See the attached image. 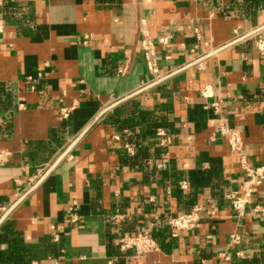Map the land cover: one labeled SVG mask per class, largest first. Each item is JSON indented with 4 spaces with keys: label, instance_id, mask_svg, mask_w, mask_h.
<instances>
[{
    "label": "crops",
    "instance_id": "obj_1",
    "mask_svg": "<svg viewBox=\"0 0 264 264\" xmlns=\"http://www.w3.org/2000/svg\"><path fill=\"white\" fill-rule=\"evenodd\" d=\"M0 20V150L11 153L0 228L20 235L30 264H225L220 254L238 251L245 259L227 264H264V222L252 212L264 188L241 222L227 199L242 194L241 160L264 168V0H2ZM221 122L240 134V154ZM158 129L173 140L169 157ZM197 172L209 182L191 183ZM196 206L211 218L174 236L166 220ZM142 232L160 251H120ZM233 233L241 244L230 245Z\"/></svg>",
    "mask_w": 264,
    "mask_h": 264
},
{
    "label": "built area",
    "instance_id": "obj_2",
    "mask_svg": "<svg viewBox=\"0 0 264 264\" xmlns=\"http://www.w3.org/2000/svg\"><path fill=\"white\" fill-rule=\"evenodd\" d=\"M0 6H2V0H0ZM5 30V23L3 20H0V33H3ZM161 43L165 44L166 39H161ZM256 47L261 54H264V36L260 35L256 40ZM141 50L144 54L148 72L153 76H159L160 70L157 61L156 47L154 42L148 38L147 35L144 36L141 42ZM20 108L23 107V103H20ZM76 107L73 106L71 109H62L60 120L62 122L68 121L71 117L72 110ZM214 109L219 111L220 104H214ZM220 133L226 137L229 141L231 151L235 154H240L243 150L242 139L240 134L234 129L226 127L223 122L219 124ZM156 136L159 140V146L166 151L165 156L169 157L168 150L173 144L172 138L163 130L158 129ZM126 149L129 155H134V149L130 145H126ZM11 153L0 150V167H4L10 161ZM166 164L168 160L165 161ZM243 168V176L241 182L242 194L237 191H232L227 195V199L230 203L231 211L234 218L241 222L248 213L249 205L253 196L256 194L257 190L261 187L264 188V168H253L249 166L244 160L240 161ZM164 165L160 166L163 167ZM43 168L40 167L37 169L36 175L30 179V185L34 184L36 179L42 174ZM181 187L183 189L188 188V183H182ZM76 205L71 207V211H75ZM252 212L258 215L264 222V206L257 205L252 209ZM211 213L205 211L202 206H196L189 213L172 216L166 220V225L174 231V236H177L178 232L183 231H193L200 227L204 219H210ZM76 221V217L74 216ZM112 222L115 225H122L124 222V217L121 215H115L112 218ZM230 245H239L242 242V237L233 233L230 236ZM120 251L123 253L131 252L135 257H143L150 253L160 251V245L157 240L152 236L150 232H142L137 235H129L123 238L120 244ZM221 260L223 263H231L234 260H244L245 255L243 252L238 251L234 254L229 252H224L220 254ZM51 264H63L62 261H54ZM109 264H113L109 262Z\"/></svg>",
    "mask_w": 264,
    "mask_h": 264
},
{
    "label": "trees",
    "instance_id": "obj_3",
    "mask_svg": "<svg viewBox=\"0 0 264 264\" xmlns=\"http://www.w3.org/2000/svg\"><path fill=\"white\" fill-rule=\"evenodd\" d=\"M144 119L148 120L149 115ZM190 180L195 185L207 184L209 182L208 173H194ZM30 262V254L20 235L14 231L10 224H4L0 228V264H30Z\"/></svg>",
    "mask_w": 264,
    "mask_h": 264
}]
</instances>
